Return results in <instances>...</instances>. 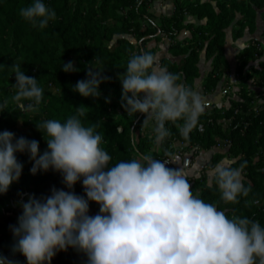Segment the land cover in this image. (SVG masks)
Returning a JSON list of instances; mask_svg holds the SVG:
<instances>
[{
    "label": "trees",
    "instance_id": "16d2710c",
    "mask_svg": "<svg viewBox=\"0 0 264 264\" xmlns=\"http://www.w3.org/2000/svg\"><path fill=\"white\" fill-rule=\"evenodd\" d=\"M151 1L42 0L55 11L56 19L40 29L19 16L20 8L34 0H0V102L16 92L12 64H21L25 75L37 79L43 88L38 111L29 109V102L24 101L23 109L10 103L0 113V132L14 133V140L25 137L37 141L39 156L47 144L35 124L46 119L63 122L75 114V108L84 106L88 109L81 120L86 125H98L97 131L106 141L101 146L112 157L109 167L143 154L169 160L175 153L171 147L175 141L187 144L188 148L210 150L217 139L228 140L230 145L224 153H215L212 163L229 156L232 167L243 166L244 184L251 188L248 197H238L237 204H224L219 201L215 181L207 185L204 176L191 182L192 191L199 192L205 202L217 203L218 210L225 211L229 217L233 214L246 217L258 221L264 228V103H261L264 100V28L260 40L252 39L236 54L234 70L224 55L226 29L231 27L234 41L245 33L255 34L257 12L262 11L264 17V0H173L172 14L158 18L149 13ZM187 15L205 22L185 23ZM182 30L190 31L191 37L178 41ZM163 39L170 41L169 54L178 60L163 59L160 65L172 73H182V81L195 90L200 77L199 57L204 53L205 59L210 60V69L202 79L203 95L228 86L229 91L238 89V98H230L226 107L218 104L205 108L187 138L172 123H167L172 135L155 149L152 127L142 126L144 116L139 113L128 116L121 107L122 87L118 77L124 74L131 54L145 51L155 54L146 45ZM68 62L78 71H62V64ZM87 67L103 68L102 74L109 78L99 85L98 99L81 97L72 90L78 81L87 78ZM229 74L235 81L231 82ZM229 91L225 89L223 101ZM16 156L23 165L20 179L0 194V255L15 264H27L20 253L12 251L15 239L11 227L22 214L21 204L27 202L29 195L41 198L49 196L53 188L69 189L60 173L50 169L32 175L33 162L29 155L17 153ZM72 191L84 196L82 181ZM245 200L258 203L246 207ZM98 212L99 205L89 202V215ZM50 264H87V257L68 248L57 252Z\"/></svg>",
    "mask_w": 264,
    "mask_h": 264
},
{
    "label": "clouds",
    "instance_id": "9594fccd",
    "mask_svg": "<svg viewBox=\"0 0 264 264\" xmlns=\"http://www.w3.org/2000/svg\"><path fill=\"white\" fill-rule=\"evenodd\" d=\"M19 16L33 27L44 29L56 19L54 10L42 0L21 7ZM62 71H78L72 62ZM15 76V94L0 102V113L10 103L38 111L43 88L26 76L21 64L10 67ZM103 68L87 67L85 80L72 89L84 98L98 99L99 85L109 78ZM182 73H172L159 64L152 52L131 54L121 83V107L128 116H144L142 126H151L155 142L172 135V123L185 138L197 126L204 111L202 96L182 81ZM264 103V100L261 101ZM86 107L75 108L65 121L46 119L35 124L44 136L47 149L38 156L39 143L14 133L0 132V194L19 181L23 165L17 153H27L33 162L32 175L53 172L62 175L69 189L53 188L47 197L29 195L21 204L22 214L11 227L15 243L27 264H50L57 252L75 249L87 257V264H264V228L258 221L218 210L194 194L189 173L183 167L169 168L174 160H159L151 154L119 161L109 167L112 157L101 146L106 143L95 123L81 117ZM119 131V129H117ZM243 166L231 161L210 170L219 201L239 203L251 188L243 181ZM82 181L84 196L72 191ZM86 197V198H85ZM89 202L99 205L98 214L89 215ZM258 201L245 200L249 207ZM0 264H15L0 255Z\"/></svg>",
    "mask_w": 264,
    "mask_h": 264
},
{
    "label": "crops",
    "instance_id": "0c3cea01",
    "mask_svg": "<svg viewBox=\"0 0 264 264\" xmlns=\"http://www.w3.org/2000/svg\"><path fill=\"white\" fill-rule=\"evenodd\" d=\"M173 0H152L149 4L148 10L149 13L154 17L161 16H170L173 12ZM262 14V11L257 12V30L259 26V15ZM204 20L200 21L196 16L187 15L185 17V23H190L193 25L204 24ZM264 25H260V29L262 30ZM256 30V32H257ZM248 34V33H247ZM255 35V34H254ZM191 37V32L188 30H182L178 36L177 40L182 41L185 39H189ZM244 37V36H243ZM243 37L238 40L232 39V30L231 27L226 29L225 31V42H224V55L226 60L233 66L232 62L235 61L236 54L242 50L244 45ZM251 38V37H250ZM251 40V39H250ZM169 45L170 41L167 39H163L160 42L151 41L146 45L147 49H154L155 54L159 57V64L163 59H169L171 61H177L178 59L173 58L169 54ZM199 67H200V77L196 81L195 90L202 96L204 103L214 102L218 95H221L225 91L217 88L211 94L203 95L202 93V79L206 76L208 70L210 69V60H206L204 53L200 54L199 57ZM233 68V67H232ZM233 70V69H232ZM207 106H204V109ZM178 146H174L177 148ZM181 150L178 153H174V155L169 160H174L175 163H169V168L175 167H183L189 173V183L193 182L195 179H198L202 176L206 178L205 182L207 185H211L210 181V170L213 169L218 163L224 161H231L227 156L221 158L216 163H212V157L215 153H221V151L217 149L210 150H198L194 151L188 147L180 148ZM199 192H197L198 194Z\"/></svg>",
    "mask_w": 264,
    "mask_h": 264
},
{
    "label": "rangeland",
    "instance_id": "374dc122",
    "mask_svg": "<svg viewBox=\"0 0 264 264\" xmlns=\"http://www.w3.org/2000/svg\"><path fill=\"white\" fill-rule=\"evenodd\" d=\"M259 19H260V21H259V26H258V30H257V32L255 33V35L253 34V35H250V34H247V33H245L244 34V37H243V40H244V45H245V47L250 43V41L253 39V40H260V37H261V33H262V30L260 29V25H264V17H263V15L261 14V15H259ZM251 37V38H250ZM127 38H129L131 41H133V39L131 38V37H127ZM251 39V40H250ZM232 64H233V66H231V67H233L232 69L234 70V68H235V65H236V61H233L232 62ZM229 78H230V80H231V82H233V81H235L234 80V78H233V76H232V74H229ZM220 85H222V83L220 84ZM228 86H226V88H223V86H220V89H222L223 91H225V89H226V92L227 91H229L228 90V88H227ZM237 91H238V89L237 88H232L229 92V94H228V97H227V99L226 100H224L223 101V99H224V97H225V95H226V92H224V95L222 96V98L220 99V102L218 103L219 104V106H222V107H226L229 103H228V101H229V99L230 98H232V99H234V97L235 98H238V93H237ZM153 138H154V143H155V149H157L158 148V145L159 144H157L156 142H155V133H153ZM179 144H177V143H172L171 144V147L173 148V149H175V153H178V152H180L181 150L179 149V146H178ZM174 146H178L177 148H174ZM43 149H47V145H45V146H43L42 147ZM41 149V148H40ZM221 153H224V150L223 151H221ZM229 159H231L229 156H227ZM232 160V159H231ZM233 161V160H232ZM242 175H243V173H242Z\"/></svg>",
    "mask_w": 264,
    "mask_h": 264
},
{
    "label": "built area",
    "instance_id": "2783aa9c",
    "mask_svg": "<svg viewBox=\"0 0 264 264\" xmlns=\"http://www.w3.org/2000/svg\"><path fill=\"white\" fill-rule=\"evenodd\" d=\"M227 123H229V121L225 122L224 123V127H226ZM173 143H177L179 144L178 146L180 148H184V147H187V144L185 143H181V142H178V141H175ZM230 145V142L228 140H223V139H217V144L215 145L214 149H217L219 151H223L225 150L228 146ZM190 149L194 150V151H198L200 150L199 148L197 147H191Z\"/></svg>",
    "mask_w": 264,
    "mask_h": 264
},
{
    "label": "water",
    "instance_id": "95a60500",
    "mask_svg": "<svg viewBox=\"0 0 264 264\" xmlns=\"http://www.w3.org/2000/svg\"><path fill=\"white\" fill-rule=\"evenodd\" d=\"M223 95H224V93H222L221 95H218V97L216 98V100L214 102L204 103V106L210 107V106L218 105V103L220 102V99L222 98ZM166 166L169 167V164H167Z\"/></svg>",
    "mask_w": 264,
    "mask_h": 264
}]
</instances>
